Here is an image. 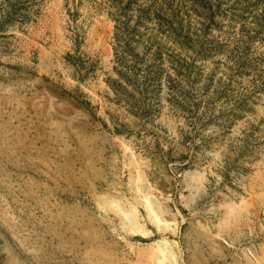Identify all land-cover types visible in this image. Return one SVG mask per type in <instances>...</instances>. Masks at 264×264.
Instances as JSON below:
<instances>
[{"label": "rangeland", "instance_id": "1", "mask_svg": "<svg viewBox=\"0 0 264 264\" xmlns=\"http://www.w3.org/2000/svg\"><path fill=\"white\" fill-rule=\"evenodd\" d=\"M0 264H264V0H0Z\"/></svg>", "mask_w": 264, "mask_h": 264}]
</instances>
